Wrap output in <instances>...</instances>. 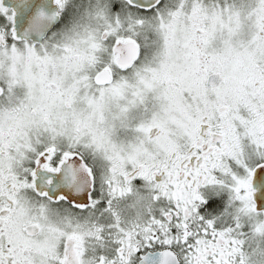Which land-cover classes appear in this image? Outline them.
Returning a JSON list of instances; mask_svg holds the SVG:
<instances>
[{
  "label": "snow or ice",
  "instance_id": "1",
  "mask_svg": "<svg viewBox=\"0 0 264 264\" xmlns=\"http://www.w3.org/2000/svg\"><path fill=\"white\" fill-rule=\"evenodd\" d=\"M0 264H264V0H0Z\"/></svg>",
  "mask_w": 264,
  "mask_h": 264
}]
</instances>
